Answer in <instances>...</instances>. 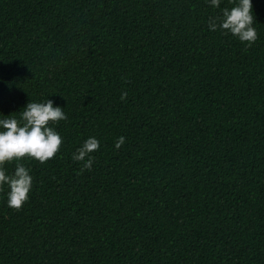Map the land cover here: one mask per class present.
Here are the masks:
<instances>
[{"label": "trees", "instance_id": "1", "mask_svg": "<svg viewBox=\"0 0 264 264\" xmlns=\"http://www.w3.org/2000/svg\"><path fill=\"white\" fill-rule=\"evenodd\" d=\"M253 10L246 46L209 30L206 0H0V113L49 96L67 115L49 122L54 157L22 160V207L0 191V264H264V0Z\"/></svg>", "mask_w": 264, "mask_h": 264}, {"label": "clouds", "instance_id": "2", "mask_svg": "<svg viewBox=\"0 0 264 264\" xmlns=\"http://www.w3.org/2000/svg\"><path fill=\"white\" fill-rule=\"evenodd\" d=\"M221 2L206 0L212 8L220 9L218 16L209 18V30L230 33L239 41L246 42V46H251L258 38L253 0H231L232 6L223 8ZM126 95V92L122 93L121 99ZM48 97L42 101L29 100L19 112V118L0 113V191H3L5 203L10 208L22 207L33 187L34 177L30 167L22 162L23 158L43 163L54 157L62 145L61 134L49 122L65 120L67 115ZM124 142L125 137L121 135L115 140V148L119 149ZM99 147V139L89 136L72 152L71 159L82 162V169H90L94 163L92 154ZM13 161L15 167L9 172L5 165Z\"/></svg>", "mask_w": 264, "mask_h": 264}]
</instances>
